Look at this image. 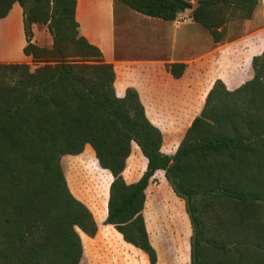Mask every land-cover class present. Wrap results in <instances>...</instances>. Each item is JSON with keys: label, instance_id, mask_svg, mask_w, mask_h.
<instances>
[{"label": "trees", "instance_id": "1", "mask_svg": "<svg viewBox=\"0 0 264 264\" xmlns=\"http://www.w3.org/2000/svg\"><path fill=\"white\" fill-rule=\"evenodd\" d=\"M118 1L166 21L191 9L215 43L225 40L228 22L252 19L259 5V0H199L196 7L190 0ZM16 2L23 8L24 54L55 64L31 71L27 63L0 62V264H80L82 239L97 234L96 219L103 237L122 244L111 233L114 225L150 264H159L160 242L155 247L147 229L156 232L157 222L143 212L158 170L186 202L190 264H264V51L253 56L254 75L238 88L215 81L201 113L169 155L161 150L163 133L148 118L138 91L130 87L125 96L117 95L114 65L81 33L77 0H0V19ZM35 24L47 26L51 49L34 41ZM167 69L180 78L186 64ZM133 142L148 163L140 179L128 183L123 172ZM82 152L81 167L100 186L91 208L71 191L61 164L64 155ZM170 250L177 263L178 250ZM134 254L140 256L138 250Z\"/></svg>", "mask_w": 264, "mask_h": 264}, {"label": "crops", "instance_id": "2", "mask_svg": "<svg viewBox=\"0 0 264 264\" xmlns=\"http://www.w3.org/2000/svg\"><path fill=\"white\" fill-rule=\"evenodd\" d=\"M80 1L77 0V17L79 22ZM82 3L85 5L87 0H82ZM257 8L253 18L246 20L248 22L246 23L247 26L251 27L253 25L254 30L246 31L243 36L230 43L224 42L225 40L215 43L212 42V39H209L207 45L198 48V25L196 22L178 23L176 21L165 20L149 24L158 32V40L166 34L171 40L170 46L165 50H162L163 48L159 44L152 46L156 51L158 50L159 56L143 59H129L116 56L105 58L107 62L114 65L116 70L115 88L117 95L120 97L125 96L127 89L130 87L138 91L148 118L163 133L162 152L169 155L176 153L187 129L192 124L194 118L201 113L206 102V97L217 79H221L228 89L234 90L252 78V58L255 55L261 54L264 50V22L258 25V22L255 21ZM262 20L264 21L263 15L259 20L260 23ZM0 25L1 31H4L8 43L10 40L15 41V39L19 41L21 36L20 47L21 49L24 48L27 43L24 29V15L23 8L18 2L13 5L6 17L0 19ZM80 29L83 30L81 22ZM1 35L4 34L1 33ZM84 35L92 43L102 45V35L96 38L86 33ZM191 50L192 52L189 53ZM11 53V51H7L5 55L0 54V62H16L9 58L5 59ZM25 57L23 61L19 62H28L31 59L29 56L25 55ZM176 62L186 64V70L180 78L174 77L167 69L168 64ZM89 146V144L86 145V151H90ZM79 155H64L62 166L64 167L63 161L65 158H73ZM147 163L148 160L140 147L136 142H133L132 152L123 172L126 181L132 183L139 180L147 168ZM109 173L111 174L110 171ZM155 177L168 181L164 170H158ZM152 184L153 181L150 182L148 187ZM146 211L147 204L145 202L143 211L145 219ZM106 217L107 210L102 220L106 219ZM96 220L99 227L98 232L94 237L89 236L88 242L90 244L91 240L92 242L99 243L98 252L105 255L102 256L99 264H110L112 262L111 249L115 253L124 254V262H131V259L134 257L140 264H147V261H149L147 254L134 245H129L130 243L128 244L124 240L122 234L114 225H112V230L115 233H111L113 235L117 234L122 244L112 245L114 243L111 237H103L99 220ZM147 229L151 242L155 245L156 240H154V235L157 236L156 232L150 230L148 225ZM84 247H86L85 243ZM136 250L140 253L139 257L134 254ZM94 264H97V261Z\"/></svg>", "mask_w": 264, "mask_h": 264}, {"label": "rangeland", "instance_id": "3", "mask_svg": "<svg viewBox=\"0 0 264 264\" xmlns=\"http://www.w3.org/2000/svg\"><path fill=\"white\" fill-rule=\"evenodd\" d=\"M190 1L195 7L199 4V0ZM80 2L79 19L83 29H80L81 33L83 35L86 33L94 38L99 35L103 36L102 45L96 44L102 49L105 58H110L111 56L129 59L157 57L160 53L152 48L153 45L159 44L163 48L162 50H165L171 44L170 37L167 34L158 40V32L155 31L152 25H149L165 20L140 14L118 0H87L85 5L82 0ZM263 3L264 0H259L255 19L258 25L264 22L263 20L261 23L259 21L262 15L264 16ZM175 21L178 23L195 22L192 19V10L188 9L181 13ZM246 23L248 22L244 19H235L228 22L224 42L230 43L243 36L246 31L254 30L253 25L248 27ZM197 25L198 48L207 45L209 39L214 42L209 30L199 23ZM33 32L34 41L37 44L48 49L52 48L53 38L45 24H35ZM1 33L4 35H1ZM20 44L21 36L19 41L15 39V41L10 40L8 43L0 25V54L5 55L7 51L13 53L10 56L8 55L9 57H5V59L9 58L16 62L23 61L26 57ZM23 63L29 64L31 71H35L38 67L46 64H55V62H34L32 59ZM251 70L254 75L253 68ZM83 159V154L73 158H65L63 161L64 167H62L71 191L91 208L96 197L97 187L100 186H97L95 174L89 173L81 167ZM146 204V213L150 212L152 219L157 222L156 241L160 243L157 244V247L153 245L158 251V257L159 250L162 255L159 264H190L192 226L186 210L185 200L176 194L168 181L157 177L146 191ZM216 208L218 209L219 206ZM226 213L223 212L221 215ZM216 219L217 216L213 212L212 217L208 218V224L210 223L211 229L216 226ZM170 238H172V242L168 240ZM111 240L114 243L112 245H118L114 238H111ZM88 241V238L86 240L83 239V245L85 243L86 247H84V256L80 264H94L95 261L99 264L100 259L105 255L98 252V242L90 240L89 244ZM173 246L178 250L177 263L172 261L169 253L170 247L173 248ZM110 251L112 257L110 264H140L134 257L131 262H124V254L115 253L112 249ZM147 264H149V261H147Z\"/></svg>", "mask_w": 264, "mask_h": 264}]
</instances>
